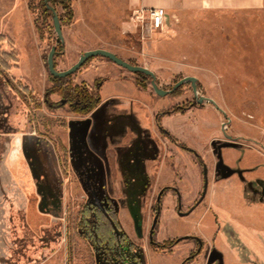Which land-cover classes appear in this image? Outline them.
<instances>
[{"label":"rangeland","instance_id":"374dc122","mask_svg":"<svg viewBox=\"0 0 264 264\" xmlns=\"http://www.w3.org/2000/svg\"><path fill=\"white\" fill-rule=\"evenodd\" d=\"M124 4L57 5L61 44L42 0H0V57L17 59L0 71V264H264V51L245 40V18L182 2L155 31L148 15L134 18L135 0ZM53 47L58 71L104 49L165 91L196 78L198 98L220 111L199 104L190 82L160 96L150 77L98 56L69 79L101 97L84 130L89 116L47 100ZM109 201L133 251L108 255L78 229L84 206Z\"/></svg>","mask_w":264,"mask_h":264},{"label":"trees","instance_id":"16d2710c","mask_svg":"<svg viewBox=\"0 0 264 264\" xmlns=\"http://www.w3.org/2000/svg\"><path fill=\"white\" fill-rule=\"evenodd\" d=\"M50 5L56 9L57 5L63 7L64 10L71 12V0H50ZM42 7L46 13L50 15V11L47 9V6L42 0ZM60 21L62 22L61 17ZM0 40H4V37H0ZM16 57L13 55L4 54L0 57V71H8L10 70L11 63L16 62ZM51 80L53 83V87L47 93V99L51 95L59 96L64 105L69 107L71 113L78 115H88L93 110H95L101 103L100 97L98 94L89 93L87 87L85 85H73L69 82V79H60L51 76ZM101 81H97L96 85L100 86ZM139 86L143 89H146L144 84H139ZM25 93H29L28 88H25ZM175 95L179 94V90H175ZM181 109H176L175 112H180ZM169 115V112L166 113ZM167 136L168 133H166ZM182 149L185 151H189L186 147L182 146ZM95 213L97 216V226H93L88 222L89 218L92 214ZM78 228L83 232L86 239H88L93 245L102 246L105 253L108 255H113V251L116 246L121 245L125 246L127 243L129 244V248L131 251L134 250L135 246L132 243H129V240L124 235H119L118 232L120 230L117 216L113 213V211H109L108 214H104L97 209H85L81 213V222L78 225ZM176 245V242L169 243V245L165 244L163 249L167 247H173ZM159 247L158 245H156ZM188 261V260H187ZM138 264H142L138 261Z\"/></svg>","mask_w":264,"mask_h":264},{"label":"crops","instance_id":"0c3cea01","mask_svg":"<svg viewBox=\"0 0 264 264\" xmlns=\"http://www.w3.org/2000/svg\"><path fill=\"white\" fill-rule=\"evenodd\" d=\"M133 0H124V5ZM138 9L176 10L180 3H193L196 8L203 9L206 14L224 17L245 18V40L252 42V49L259 53L264 51V0H135ZM166 14V13H165ZM213 26V22L211 23ZM126 28V25L123 24ZM223 28V27H222ZM239 38V34H237ZM116 55V54H115ZM91 118V117H90Z\"/></svg>","mask_w":264,"mask_h":264},{"label":"water","instance_id":"95a60500","mask_svg":"<svg viewBox=\"0 0 264 264\" xmlns=\"http://www.w3.org/2000/svg\"><path fill=\"white\" fill-rule=\"evenodd\" d=\"M44 2L47 6V9L50 11L52 18H53V24H54L55 32L57 34V42L64 44L62 24H61L59 15H58L56 9L50 5V0H44ZM56 54H57V49H56V47H53L49 56H48V60H47L49 73L51 76H53L55 78H60V79L69 78L70 76L74 75L78 70H80L89 59H91L93 57L100 56V57H104V58L112 61L116 65H118L124 69H127L128 71H130L132 73L142 74V75H145L147 77H150L152 79L151 83H152V87H153L154 91L160 96H168L171 93H173L175 90H177L180 86H182L184 83L190 82L192 85L194 95L198 99L199 104H203L204 102H209L212 105H214L220 111V109L216 106V103L213 100L205 98V97L198 98L197 79L196 78H185V79L181 80L180 82H178L174 86L172 91H165V90H162L159 88V86L156 82V76L154 75L153 72H151L150 70H148L144 67L133 66V65L125 62L124 60H122L121 58H119L117 55H115L114 53H112L110 51H107L104 49L87 51L83 55L80 56L79 61L75 65H73L70 69H68L66 71H58L56 69V65H55V55ZM204 178H205L204 192H203L202 197H201L200 201L198 202V204H200L204 200V198L206 197L207 191H208V185H209L208 168L206 166H204ZM178 209H179V215L180 216L188 215V213L185 214V213L180 212V210L182 209L181 202H179ZM157 221L158 220L156 218L154 221L153 229L151 230V240H152V233L154 231V227L157 224ZM179 241L180 240H178V242Z\"/></svg>","mask_w":264,"mask_h":264},{"label":"flooded vegetation","instance_id":"af4514ba","mask_svg":"<svg viewBox=\"0 0 264 264\" xmlns=\"http://www.w3.org/2000/svg\"><path fill=\"white\" fill-rule=\"evenodd\" d=\"M66 79H68V78H66ZM100 87V86H99ZM99 87H98V85H96V89L98 90L99 89ZM143 89V88H142ZM89 91V90H88ZM89 93H93V92H91V91H89ZM94 94H98L99 95V93L98 92H94ZM99 97H100V95H99ZM48 100V99H47ZM60 100H61V104H62V106H67V105H64L63 104V101H62V99L60 98ZM100 100H101V97H100ZM101 104V103H100ZM100 106V105H99ZM98 106V107H99ZM68 107V106H67ZM97 107V108H98ZM97 108L95 109V110H93L90 114H88V115H84V116H82V115H78V114H74V113H72L73 115H75V116H77V117H88V119H87V124L84 126V130L85 129H87L88 127H89V123H90V121H91V119L93 118V116H94V112L97 110ZM68 109H69V107H68ZM70 111V110H69ZM71 113V112H70ZM91 115V116H90ZM91 117V118H90ZM119 129H120V127H118ZM159 129L165 134V136L166 137H169V138H171L170 137V134H169V132L167 131V130H165V129H163L161 126L159 127ZM83 130V131H84ZM166 133H168V135L169 136H167L166 135ZM106 142V144H108V146L110 145V147L112 146H114V144L115 143H113V142H111L109 139H107V140H105ZM111 142V143H110ZM190 151V150H189ZM191 152H193L195 155H196V157L197 158H199V156L194 152V151H191ZM95 165V164H94ZM96 167V166H95ZM161 198H162V193L159 195V197H158V202H160V200H161ZM178 199H179V202H181V196L178 194ZM182 204V203H181ZM179 207V206H178ZM97 209V210H99V211H101L102 213H104V214H108L109 213V211H113V213L117 216V220H118V224H119V227H120V230H119V232H118V234L119 235H124V236H126L125 235V233H122V229H121V225H120V223H119V219H118V215H117V211H116V208H115V205L113 204V203H111V201H109V203H108V205L106 206V207H101V206H99V205H97V204H94V203H92V204H89V205H86V206H84L83 208H82V210H81V212H80V220H79V223L81 222V213L85 210V209ZM157 220H158V218H157ZM88 222L89 223H91L94 227L95 226H97V216H96V214L95 213H93L92 214V216L89 218V220H88ZM157 223H158V221H157ZM79 225V224H78ZM157 225V224H156ZM156 227V226H155ZM155 227H154V229H155ZM79 229V228H78ZM83 233V232H82ZM84 235V234H83ZM153 236H154V231H153V233H152V240H151V242L153 243ZM85 237V236H84ZM127 237V236H126ZM86 238V237H85ZM128 238V237H127ZM151 238V237H150ZM88 240V239H87ZM129 240V239H128ZM198 240V243L200 244V246H202V242H201V240L200 239H197ZM89 241V240H88ZM129 247V246H128Z\"/></svg>","mask_w":264,"mask_h":264},{"label":"built area","instance_id":"2783aa9c","mask_svg":"<svg viewBox=\"0 0 264 264\" xmlns=\"http://www.w3.org/2000/svg\"><path fill=\"white\" fill-rule=\"evenodd\" d=\"M138 9L134 12V18L141 23L146 21V16L148 15L150 20V27L152 30H162L164 27L166 14L163 9ZM148 13V14H146Z\"/></svg>","mask_w":264,"mask_h":264},{"label":"bare ground","instance_id":"6f19581e","mask_svg":"<svg viewBox=\"0 0 264 264\" xmlns=\"http://www.w3.org/2000/svg\"><path fill=\"white\" fill-rule=\"evenodd\" d=\"M216 103V102H215ZM216 105H218L217 103H216Z\"/></svg>","mask_w":264,"mask_h":264}]
</instances>
